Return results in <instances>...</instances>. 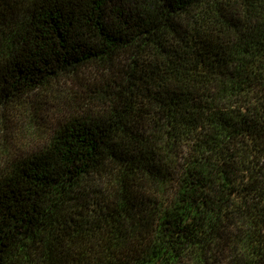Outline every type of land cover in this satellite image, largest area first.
I'll use <instances>...</instances> for the list:
<instances>
[{"label": "trees", "instance_id": "obj_1", "mask_svg": "<svg viewBox=\"0 0 264 264\" xmlns=\"http://www.w3.org/2000/svg\"><path fill=\"white\" fill-rule=\"evenodd\" d=\"M231 225L264 264V0H0V264H207Z\"/></svg>", "mask_w": 264, "mask_h": 264}, {"label": "rangeland", "instance_id": "obj_2", "mask_svg": "<svg viewBox=\"0 0 264 264\" xmlns=\"http://www.w3.org/2000/svg\"><path fill=\"white\" fill-rule=\"evenodd\" d=\"M60 92V88H56L55 91L48 94L46 97L44 96V98L40 102L38 114L41 117V120L44 116V125L41 126L40 137L42 138L38 139L39 144L43 142L45 138L50 134L52 128L57 124V122L63 116H66L68 114L66 110H62L61 113L59 111L57 112L60 107L56 106L58 100L56 99V97H53V94L58 95ZM19 123V120H17L16 122L14 120V122H12V127L9 130V144L15 142L18 138H21V133L18 127ZM234 229V225H231L226 231V234H224V238H220L217 242L218 244L212 246V249L208 251L207 264H234L235 252H232L231 247L233 243V236L231 234V231H233ZM187 264L194 263L192 261H189L187 262Z\"/></svg>", "mask_w": 264, "mask_h": 264}]
</instances>
